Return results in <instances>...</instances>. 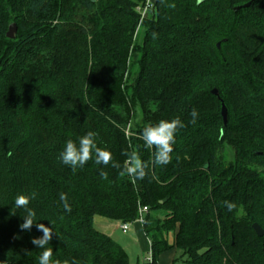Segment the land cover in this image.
Listing matches in <instances>:
<instances>
[{"label": "trees", "instance_id": "obj_1", "mask_svg": "<svg viewBox=\"0 0 264 264\" xmlns=\"http://www.w3.org/2000/svg\"><path fill=\"white\" fill-rule=\"evenodd\" d=\"M147 1L0 0V264H38L43 233L20 228L14 203L33 192L54 260L130 264L95 219L135 224L146 207L153 264L173 250L187 264H264V0H154L142 20ZM176 117L172 162L154 165L140 133ZM90 130L120 168L95 154L75 173L62 163ZM132 151L148 165L135 183L120 175Z\"/></svg>", "mask_w": 264, "mask_h": 264}, {"label": "clouds", "instance_id": "obj_2", "mask_svg": "<svg viewBox=\"0 0 264 264\" xmlns=\"http://www.w3.org/2000/svg\"><path fill=\"white\" fill-rule=\"evenodd\" d=\"M168 7L175 8V4H170ZM155 36L156 34L154 33L153 38H155ZM190 115L192 118L190 123L196 124L199 118L198 110L193 108ZM185 126L186 125L180 117H176L172 120L162 119L154 125L147 124L143 127L140 138L143 140L146 148L154 149L152 159L154 165L164 166L172 162V152L174 151L173 145L175 144L176 133ZM94 154L95 164L104 166L111 164L113 168H120L119 163L113 161L110 150L97 145L96 134L91 130L80 136L78 138V143L74 142L72 139H68L63 151L59 154V158L64 165L69 166L73 173H75L77 168L84 167L88 161L92 160ZM124 155L127 159L124 162L120 175H126L130 178L132 183H135L137 180H143L147 174L146 169L148 165L141 159L139 153L132 151L125 152ZM100 176L102 179H108V175L104 171L100 172ZM37 195L36 192H33L31 196L24 194H18L16 196L14 201L15 207L17 209L22 208L25 212V215H23L24 222L20 224V228L30 231L35 223L37 230L42 231L43 235L41 237H34L31 240L33 245L42 250L38 257V264H69L68 260L61 261L59 259H53V249L49 246L53 236V227L50 228L43 223H36V211L29 207V204ZM60 201L63 204L64 210L71 212V207L65 193L60 194ZM223 206L228 211H232L235 208V204L228 200L223 202ZM62 218L63 217H61V219ZM72 264H75V261H73Z\"/></svg>", "mask_w": 264, "mask_h": 264}, {"label": "rangeland", "instance_id": "obj_3", "mask_svg": "<svg viewBox=\"0 0 264 264\" xmlns=\"http://www.w3.org/2000/svg\"><path fill=\"white\" fill-rule=\"evenodd\" d=\"M11 25H13V23L10 24V26ZM10 26H9V28H10ZM142 34H143V32L141 31V37H142ZM138 118L140 119V114L139 113H138ZM104 225L106 227V223L104 222V219H102L100 217H97L95 219V227H96V229H98L99 231L103 232L104 230H106L105 227H103ZM114 226L110 230V233H111V231H113V238L116 241H118L121 245H123L124 247H128V246L132 247L134 251H132V253L130 255L131 256V261L133 259L136 260L137 253H138V251H141V250H139L140 248H139V245H138V240L135 237L136 236L135 235V229H138V230L142 229L141 225H138V224L131 225L130 230L127 233H123L122 230H120L116 225H114ZM141 239H142V243L145 244L146 247H147L145 250H143L144 254H145L144 256L147 257L148 251H149V244L145 241L146 238L142 237ZM136 247L138 248V250H135ZM172 257H174V260H176V259L178 260L177 264H187L185 262V259L182 257V253L180 251H178V250L170 251L169 253L165 254L164 257H162V258L167 260V259H170ZM163 259H162V261H163Z\"/></svg>", "mask_w": 264, "mask_h": 264}, {"label": "crops", "instance_id": "obj_4", "mask_svg": "<svg viewBox=\"0 0 264 264\" xmlns=\"http://www.w3.org/2000/svg\"><path fill=\"white\" fill-rule=\"evenodd\" d=\"M105 223H106V227H105V225L103 226V227H105V229L106 230H104L103 232H105L106 234H108V235H110L111 237H113V231H111V233H110V230L112 229V227L114 226V225H116L118 228H119V224L118 223H112V222H107V221H104ZM136 224H138V225H141V227H142V229H140V230H138V229H135V237L137 238V240H138V245H139V250H141V251H138V253H137V256H136V260L135 259H133L132 261H131V253H132V251H134L133 250V248L132 247H124L123 245V247H124V249L127 251V253H128V255H129V258H130V264H142V258H143V256L145 255L144 254V251L143 250H145L147 247H146V245L145 244H143L142 243V237H144V238H146V236H145V234H144V231H143V224L142 223H140V222H137V223H135V224H132V225H136ZM115 227V226H114ZM120 229V228H119ZM121 230V229H120ZM130 230V229H129ZM123 232V231H122ZM124 233V232H123ZM148 244H149V251H150V249H151V244H150V242H149V240L146 238V240H145ZM135 250H138V248L136 247V249ZM143 251V252H142ZM148 251V252H149ZM162 257H164V256H162ZM162 259L163 258H161L160 259V264H173V261H174V257H172V258H170V259H167V260H165V259H163V261H162Z\"/></svg>", "mask_w": 264, "mask_h": 264}, {"label": "built area", "instance_id": "obj_5", "mask_svg": "<svg viewBox=\"0 0 264 264\" xmlns=\"http://www.w3.org/2000/svg\"><path fill=\"white\" fill-rule=\"evenodd\" d=\"M154 8V0H148L146 5L144 7H138V12L141 14V19L144 20L149 16L152 9ZM147 208H140V219L138 222L143 223V215L147 213ZM132 224H119V228L124 232L127 233L130 229ZM142 264H153V255L152 250L148 252L147 257L143 256L142 258Z\"/></svg>", "mask_w": 264, "mask_h": 264}, {"label": "water", "instance_id": "obj_6", "mask_svg": "<svg viewBox=\"0 0 264 264\" xmlns=\"http://www.w3.org/2000/svg\"><path fill=\"white\" fill-rule=\"evenodd\" d=\"M249 7H250V4H247V5L244 6V8H249ZM238 10H240V8L236 9V11H238ZM16 35H17V26L15 24H13L9 28V31L7 33V38H9L11 40H14L16 38ZM218 47H220V44L218 45ZM212 93L216 97H219L218 90H214ZM221 115H222V118H223L224 125H227V123H228V111H227V108H226V106H225V104L223 102H222ZM208 167H209L208 165L205 166L206 169H208ZM253 229L256 232L258 237H260V238L264 237V229L261 226H259L258 224H254L253 225Z\"/></svg>", "mask_w": 264, "mask_h": 264}, {"label": "bare ground", "instance_id": "obj_7", "mask_svg": "<svg viewBox=\"0 0 264 264\" xmlns=\"http://www.w3.org/2000/svg\"><path fill=\"white\" fill-rule=\"evenodd\" d=\"M145 208H146V207H145ZM145 214H146V213H145ZM145 214H144V215H145ZM144 215H143V217H144ZM142 224H143V223H142Z\"/></svg>", "mask_w": 264, "mask_h": 264}]
</instances>
